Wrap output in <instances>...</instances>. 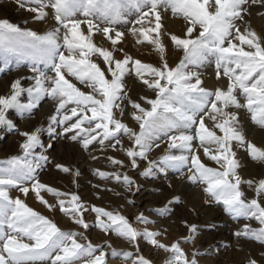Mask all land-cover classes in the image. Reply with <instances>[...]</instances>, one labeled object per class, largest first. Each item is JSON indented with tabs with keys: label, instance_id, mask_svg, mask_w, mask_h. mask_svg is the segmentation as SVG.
Returning <instances> with one entry per match:
<instances>
[{
	"label": "snow or ice",
	"instance_id": "6c2138e0",
	"mask_svg": "<svg viewBox=\"0 0 264 264\" xmlns=\"http://www.w3.org/2000/svg\"><path fill=\"white\" fill-rule=\"evenodd\" d=\"M23 3V0H21ZM258 3L259 0H252ZM137 11L141 13L137 24L143 25L145 17H155V28L161 27V16L158 9L163 6L165 10L171 7L174 14H179L190 25L185 33L186 38L172 36L171 39L178 49H182L184 57L176 68H169L165 62L162 68L143 65L139 61L133 62L130 58L123 61H115L112 52L96 47L92 42V36L102 32L103 36L110 40L115 48L122 40L123 33L116 31L115 38L110 36L114 29L109 26L100 27L108 22L115 24L120 22L123 15L121 0H52L51 6L55 11L56 23L60 26L45 35H38L31 31H22L19 26L13 25L7 20L0 21V48L13 50V46L19 42L25 43L38 54L32 59H39L47 63L54 71V77L49 78L37 74L34 88H22L21 81H15L11 86L12 95L7 98L0 97V127L7 125L12 127L6 119V112L15 109L20 112H31L40 106L44 97L58 100L56 116L51 118V123H67L73 118H79L76 123L69 127L68 132H87V139L82 145L85 150L89 144L98 140L116 139L121 133L129 135L133 141V149L126 155L132 160V167L136 168V158H147V153L152 150V141L158 139V133L168 136L171 141L170 149H180L182 153H193V141L198 140L204 148V154L208 159L217 163L224 169L217 172L207 168L200 162L198 155H191V167L195 170L192 176L193 182L202 180L207 188L206 193L217 202L225 205L226 211L234 217L256 219L264 226V207L258 200L249 203L244 200V193L240 190L242 183L252 184L251 181H242L237 174L240 167L232 151L233 142L245 144L244 135L237 128L238 117L225 111L228 108L246 107L252 113L254 123L264 128V46H261L259 38L254 32L241 34L235 21L243 18L242 9L249 0H133ZM214 8L215 11H210ZM29 11L34 9L29 8ZM84 20H76L74 17L81 14ZM46 12L37 11V19L44 20ZM83 24L87 25V35L81 32ZM199 28V35L192 38L193 32ZM61 29L66 34L61 43ZM95 30V31H94ZM234 30V31H233ZM149 32L152 29L148 30ZM139 36L144 37L138 43L147 42L153 44L160 53L164 52L159 40H151L148 35L141 31ZM240 42L238 46L232 37ZM227 43V47L225 46ZM244 46L250 50H244ZM67 52V55H65ZM208 54L217 56V79L221 78L220 70L228 77L230 83L226 91L218 89L215 93L208 92L201 87L203 81L198 76L189 74L186 68L189 65L199 67ZM102 57L108 66L111 80L97 64L89 62L90 56ZM163 59V57H162ZM133 64L135 73L141 82L150 89L155 90L156 99L146 100L151 105V110H145L140 105L133 103L131 106L139 115L133 119L139 123V134L131 132L126 125L115 118L114 109L122 111L120 104L126 99L121 93L125 91L123 80L131 70L128 65ZM234 66V67H233ZM74 77L81 84L93 88L95 94L102 99H96L93 94H85L77 89L65 78ZM149 77L150 79H146ZM195 80V83L192 81ZM50 85V86H49ZM27 92L30 98L28 104H21L19 97ZM237 93H242L246 104H241ZM214 99L215 102H211ZM199 101V102H197ZM68 105H75L71 109V115H64ZM218 105L220 107H218ZM211 108V114L223 117L222 122L217 123L221 136H217L205 126L204 119H198L201 114ZM91 113V115H89ZM63 115V120L59 117ZM88 125L86 130L83 126ZM198 125L195 135L186 134L185 130ZM22 133L26 142L21 145L22 157H12L0 164L8 165L0 169V227L6 226L11 229L10 234L0 233V264H42L45 260H51V264H80L88 258V264H106L103 255L95 257L92 245L77 242L76 233L62 232L54 223L28 208L19 199L13 200L8 195V190L19 188L25 176L35 179V172L39 164L33 163L32 154L40 147L39 133ZM185 132V134L168 135L170 132ZM92 133H97L93 136ZM77 137H73L76 140ZM167 142V141H166ZM159 147V145H156ZM215 146V147H212ZM247 150L253 160L264 162V150L257 149L255 145H247ZM36 160L47 161L46 156L36 157ZM111 159V158H110ZM113 164L120 161L113 160ZM159 163L171 164L177 167L188 166L189 155H167ZM156 165L149 162V169L143 175H148ZM63 172H69L68 168H62ZM102 179L108 174L97 173ZM79 175V173H76ZM117 181L120 177L116 176ZM235 181V182H233ZM125 184L131 186L126 176ZM36 193L39 203L52 210L51 206L41 198V191H46L53 196L63 197L65 194L54 191L36 181L32 189ZM257 193H264V181H261L256 189ZM29 189L23 188L25 196ZM61 211L69 216L73 223L87 229L89 226L83 220V212L88 211L85 205L79 203V197L70 196L68 201H60ZM96 213V223L106 234L114 232L118 236L134 242L138 237L144 236L155 248L163 249L172 253L168 264H196V261H188L185 253L178 244L171 247L158 243L160 233L140 232L134 228L126 218L93 207ZM143 220V218H140ZM148 223L147 221H143ZM195 231V229H192ZM237 236L244 235L246 238L259 239L264 243V227L252 230L248 227ZM28 242H24V240ZM58 253V254H57ZM55 254V258L51 259ZM130 256V254H125ZM134 264H150L149 261L139 257ZM252 264H255L253 261Z\"/></svg>",
	"mask_w": 264,
	"mask_h": 264
},
{
	"label": "rangeland",
	"instance_id": "374dc122",
	"mask_svg": "<svg viewBox=\"0 0 264 264\" xmlns=\"http://www.w3.org/2000/svg\"><path fill=\"white\" fill-rule=\"evenodd\" d=\"M51 3L52 0H23V3L21 0H0V7H14L19 14L29 15L31 19L21 24V30L24 27H29L34 29L33 31L38 33V35H45V33L60 27L55 20L54 8L51 6L43 7V5H51ZM121 7L123 15L120 22L115 24L108 22L107 25L101 23L100 25L101 28L109 26L114 29V32L110 33L112 38H115L116 31L123 33L121 42L114 48L110 40L105 38L102 32H97L91 38L93 44L98 48L112 52L115 61H123L126 58H130L133 62L139 61L143 65L157 69L162 68L163 64L167 62L169 68H176L183 59L184 53L182 49L176 47L171 37L186 38L185 33L190 26L188 22L179 14H174L171 7L165 10L161 6L158 9L161 16V27L156 30L154 16L151 18L145 17L146 22L143 25L136 23L140 19L141 13L136 10L133 0H121ZM29 8L34 9V11H29ZM41 8L47 14L44 20H39L36 16L37 11L41 10ZM257 9L262 10L256 18L261 23V21H264V0H259L258 3H253L252 0H249V3L242 9L243 18L235 21L241 34H246L250 31L248 30L251 23L250 18H252L254 11ZM210 11L214 12L215 9L210 8ZM10 19H12L11 23L13 25L17 24V17ZM74 19L82 21L85 18L81 13L77 14ZM263 25L255 32L261 42V46H264ZM149 29H152V31L149 32ZM141 31H144L149 39L159 40L164 52H158L153 44L147 42L138 43V40L144 39V37L139 36ZM199 31L200 29L197 28L193 32L192 38H196L199 35ZM81 32L87 33L86 24L82 25ZM65 34V30L61 29V43ZM232 40L238 46L240 45L235 36L232 37ZM225 46L227 47V43ZM244 50L250 49L244 46ZM37 55L34 49L23 42L15 44L12 51L0 48V83H4L9 75L21 70H30L33 72V76L36 77L37 74H42L49 78L54 77V71L47 63H43L39 59H32V57ZM65 55H67V52H65ZM89 62L97 64L101 71L105 73L106 78L111 80L112 77L108 72V66L102 57L92 55ZM128 67L131 70L124 77L123 86L125 91L121 93L126 99L120 104L122 111L114 109V115L131 132L139 134V123L133 119V116L140 113L131 105L135 103L140 105L141 108L150 111L151 105L145 101L155 100L156 92L141 82L140 77L135 73L133 64H129ZM186 71L189 74L198 76L203 81L201 87L208 92L215 93L218 89L226 91L230 83L228 77L224 75L223 69L220 70L221 78L217 79V56L212 54H208L199 67L189 65ZM65 78L81 92L93 94L96 99H102L98 94L94 93L93 88L81 84L74 77L66 75ZM145 78L150 79L149 77ZM30 83H32L31 79L27 80L24 86L27 87ZM192 83H195V80ZM6 92L8 94L9 88H7ZM7 94L2 93L0 97L6 98L8 97ZM237 98L241 104H246L242 93H237ZM19 102L21 104L30 102L29 95H23L22 98H19ZM211 102H215L214 99ZM58 103V100L46 97L40 102V106L31 112H20L14 109L6 112V119H9L12 127L5 125L0 130L3 133L1 144L5 146L3 152L7 149H12L11 151L13 152L7 156L5 161L12 157H22L23 150L20 144L21 141L26 139L22 135V124L28 123L29 119L35 120L29 132L34 133L37 129H40L39 135L42 139L40 140V147L35 149L31 157L33 163L39 164V168L34 174L35 179L25 176L19 188L8 190V195L11 199H19L28 208L54 223L62 232L76 233L77 242L84 245L90 243L95 249L93 256L103 255L106 264H134L139 257H143L150 264H168L173 254L153 247L144 236H140L136 241L130 242L114 232L106 234L96 223V213L91 211L93 207L126 218L140 232L160 233L157 238L158 243L168 247L178 244L183 253H185L187 260L192 261L194 259L196 264H252L253 261L255 264H264V243H261L259 239L236 235V233L242 232L245 227L258 231L264 226L260 225L256 219L230 215L223 203L217 202L206 193L207 185L202 180L197 179L196 182H193L191 179L196 174L194 168L191 167V155L193 154L198 155L200 162L207 168L219 169L218 172L224 171L217 163L205 156L204 148L200 146L198 140L193 141L192 154L182 153L180 149H170L171 141L168 140V136L158 133V139L152 141V150L147 153V158L141 160L137 157L135 162L138 166L133 168L132 160L129 159L126 153L133 149L134 141L125 133L119 134V143H117L116 139L98 140L89 144L87 150L82 146L88 138L87 132L84 134H79L78 131L68 132L65 135L66 130L72 127L79 118H73L67 123L61 122V124L52 126V132L44 133L41 129V124L38 125L37 123V115L43 107L49 104H53L58 108ZM74 107L76 106L68 105L63 114L71 115V109ZM218 107L220 106L218 105ZM225 111L238 117L237 128L243 133L246 141L245 144L237 142L232 144V151L235 153V158L240 165L237 169V174L242 181L252 182L251 185L248 183L240 185V190L244 193V200L249 203L256 199L261 204V207H264V193L258 194L256 191L260 182L264 181V162L253 160L250 151L247 150V145L249 144L255 145L257 149L264 150V128L253 122L252 113L246 107L240 109L233 107L225 109ZM210 113L211 108L209 106L198 119L203 118L205 126L209 130L214 131L217 136H221L222 133H220L216 124L222 122L223 117L216 116L214 120L213 116L215 114L210 115ZM59 120H63V115L59 117ZM83 127L86 130L89 129L88 125ZM197 129L198 125L185 130V132L186 134L195 135ZM185 132L178 133L173 131L168 135L185 134ZM92 135L95 136L97 133H92ZM74 136L77 137L76 140H73ZM157 144L159 147L156 146ZM74 148L76 153L73 156L71 153ZM65 151L68 153L66 158L72 164L76 163L79 167H82L84 163H87L90 166L79 171V175H76L74 169L69 170L67 173L63 172L62 168L57 166L56 155L58 153L65 154ZM81 153L85 157L79 160L77 157ZM181 154L189 155L188 166L177 167L171 164L159 163L167 155L179 156ZM45 155H47V161L35 159ZM113 160L121 163L113 164ZM149 162L156 166L148 175H143L149 169ZM243 163H245L244 166ZM7 167L8 165L6 164H0V169ZM74 168H77V166H74ZM97 173L108 175L106 179H102ZM117 175L120 177L119 182L116 179ZM125 176L132 181L131 186L123 182ZM90 177L94 180H89ZM36 181L54 191L65 194L63 197H56L46 191H41L40 196L47 204L48 200L52 203L54 202L51 211L44 204L39 203L36 193L32 191ZM99 183L112 186L120 190L121 194H115L114 188L108 190L97 186ZM149 185L153 187L148 189ZM23 188L29 189L28 200H23L22 198L24 195ZM177 188H181L179 189L180 191ZM72 195L78 196L79 203H82L88 209V211L83 212V220L89 226L87 229L73 223L72 219L61 211L60 201H68ZM33 199L36 200L30 203L29 200ZM201 208L206 209L203 215H201L203 212ZM216 212H219L217 218H213L209 222L208 218ZM141 217L143 220L140 219ZM192 229H195V231H192ZM0 233L10 234L11 229L6 226L0 227ZM24 242L28 241L25 239ZM125 254H130V256ZM54 258L55 254L52 255L51 259ZM42 264H51V260H45ZM80 264H88V258H85Z\"/></svg>",
	"mask_w": 264,
	"mask_h": 264
},
{
	"label": "bare ground",
	"instance_id": "6f19581e",
	"mask_svg": "<svg viewBox=\"0 0 264 264\" xmlns=\"http://www.w3.org/2000/svg\"><path fill=\"white\" fill-rule=\"evenodd\" d=\"M261 11L262 10L257 9L256 11H254L252 18H250L251 19V23H250V25L248 27V30H250L251 32H254V33L257 32V30L259 29V27H261L263 25V23H264V21H261V23H260V21H257V19H256L258 13L261 12ZM23 14L24 13L19 14L18 11H17V9L14 8V7H10V6L9 7H5V8L4 7H0V21L7 20V21H9L11 23L12 22V19H10V18L17 17L18 22H17L16 26H19V27L21 26L22 23H25V22H27V21H29L31 19V17L29 15H23ZM36 16H37V14H36ZM22 30L23 31H32V32L36 33L35 31H33L34 29H30L29 27L28 28L24 27ZM36 31H38V30H36ZM36 34H38V33H36ZM84 34L87 35L86 32H84ZM36 78L37 77L36 76H33V72H31L30 70L17 71L16 73L9 75V77L5 80L4 83H0V94H2V93L7 94L6 90H7V88H9V92H8L7 96L10 97L12 95L11 86L17 80L21 81V85L20 86L22 88H24V89L34 88V81H35ZM29 79L32 80V83H30L27 87L24 86V83L27 80H29ZM25 94H28V93L27 92H23L20 95L19 98H22L23 95L25 96ZM44 98H46V97H44ZM44 98H42L41 102L43 101ZM28 103L29 102L22 103V104H28ZM56 109L57 108H56L55 105L49 104V105L43 107V109L37 115V123H38V125L41 124V129L44 131V133L52 132L53 131V129H51L52 126H56L57 124H61V122H57L56 124H52L51 123V118L53 116H56L57 115L56 114ZM7 120L9 121V119H7ZM34 121L35 120L29 119L28 123L22 124L23 133H29V134L33 133V132H29V131L33 127ZM2 129H3V126L0 127V130H2ZM0 136H1V138H0V155H1L0 156V160L4 159L2 161H5V159L7 158V156L8 155H11L13 151H11L12 149H7L5 152H3L4 149H5V146L1 144V142L3 140L2 139L3 133L0 132ZM39 139L42 140L41 137H40V135H39ZM25 142H26V139L23 140V141H21L20 146L23 143H25ZM75 151H76V149L74 148L73 151H72V153H71L73 156L76 153ZM45 156H47V155H45ZM66 156L68 157L67 151H65V154L58 153L56 155V158H57V161H58L57 166H59L60 168H68L69 170L74 169V172H76V173H79V171H81L82 169H85V168L87 169V167L90 166L87 163H84L82 165V167H79L76 163H73L72 164L70 162V160L66 158ZM84 157H85V155H83L81 153V154H79V156L77 158L79 160H82V159H84ZM49 158H51V157H49ZM72 165L77 166V168H74V166L72 167ZM244 165H245V163H243V166ZM218 170L219 169H216L215 171L218 172ZM105 173H107V172H105ZM89 180H94V179H92L90 177ZM97 186H99V187H101L103 189H108V190L114 188V187L109 186L107 184H100V183ZM152 187H153L152 185L151 186L149 185L148 186V189H151ZM114 189H115V194H121V191L120 190H118L116 188H114ZM179 189H181V188H177L178 191H180ZM13 198H15V197L13 196ZM22 198H23V200H28V197L25 196V195H23ZM35 200L34 199L33 200H29V202L31 203V202H34ZM48 205H50L51 208L53 209L54 202L52 203V202H50L48 200ZM202 210H203V212L201 213V215L205 214V212H206V209L201 208V211ZM218 215H219V212L213 213V215L210 218H208V221L211 222L213 220V218L214 219L217 218Z\"/></svg>",
	"mask_w": 264,
	"mask_h": 264
}]
</instances>
